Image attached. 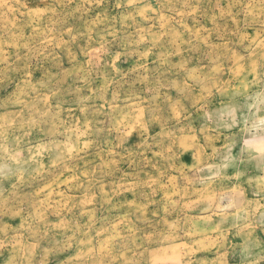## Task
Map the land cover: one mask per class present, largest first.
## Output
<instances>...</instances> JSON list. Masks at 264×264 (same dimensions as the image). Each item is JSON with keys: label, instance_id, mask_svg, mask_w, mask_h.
Instances as JSON below:
<instances>
[{"label": "rangeland", "instance_id": "rangeland-1", "mask_svg": "<svg viewBox=\"0 0 264 264\" xmlns=\"http://www.w3.org/2000/svg\"><path fill=\"white\" fill-rule=\"evenodd\" d=\"M0 264H264V0H0Z\"/></svg>", "mask_w": 264, "mask_h": 264}]
</instances>
